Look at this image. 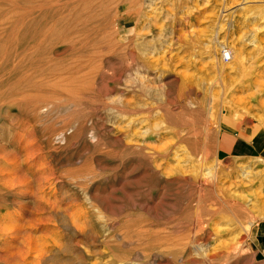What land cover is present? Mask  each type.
<instances>
[{
	"label": "rangeland",
	"instance_id": "1",
	"mask_svg": "<svg viewBox=\"0 0 264 264\" xmlns=\"http://www.w3.org/2000/svg\"><path fill=\"white\" fill-rule=\"evenodd\" d=\"M0 59V264H262L264 0H0Z\"/></svg>",
	"mask_w": 264,
	"mask_h": 264
},
{
	"label": "bare ground",
	"instance_id": "2",
	"mask_svg": "<svg viewBox=\"0 0 264 264\" xmlns=\"http://www.w3.org/2000/svg\"><path fill=\"white\" fill-rule=\"evenodd\" d=\"M52 3V2H51ZM13 8V7H12ZM19 27V26H18ZM13 28V27H12ZM11 28V29H12ZM14 30V29H13ZM20 30V29H19ZM5 47V46H4ZM153 47V46H152ZM6 49V48H5ZM153 50V49H152ZM151 50V51H152ZM150 51V52H151ZM5 53V52H4ZM15 55V54H14ZM224 55V54H223ZM226 58L228 59V60H234L235 58H240V49H238V48H236V47H234V46H232V48L230 47V50L228 51V53L226 54ZM152 59V58H151ZM170 59V58H169ZM0 60H2V59H0ZM216 61V65L218 66V69H219V73H220V75H221V73H222V70L224 69V67L226 66V62L223 60V58L221 57H217L216 59H215ZM164 62V61H163ZM155 63V62H154ZM243 65V64H242ZM14 66V65H13ZM84 67V66H83ZM244 68V67H243ZM256 70H258V69H256ZM256 70H254L253 72H255ZM259 71V70H258ZM76 72V71H75ZM251 74V72L250 71H247L246 69H241L239 72H238V75L234 78V80L232 81V84H231V87H230V89L232 88V86H234V84L236 83V84H239V83H243L244 81H249V82H251V83H254V81H256L257 80V77H258V75H256V76H253V75H250ZM52 78H53V76H52ZM220 79V78H219ZM65 80H67V79H65ZM212 80V79H211ZM216 80V79H215ZM224 81V80H223ZM218 82V81H217ZM222 83H224V82H221V84ZM213 84V83H212ZM215 84V83H214ZM69 85V84H68ZM53 85H51V87H52ZM55 86H57V85H55ZM220 86V85H219ZM223 86V85H222ZM227 87V86H226ZM209 89H208V91L210 92L208 95H211V91H212V87L210 86V87H208ZM229 89H227V88H223L220 92H221V98H223V99H226V97L228 98L229 97V94L227 93V91H228ZM232 93V92H231ZM72 94V93H71ZM213 95V94H212ZM234 95V94H233ZM232 97V96H231ZM233 99V98H232ZM232 99H230L232 102H233V100ZM18 100V99H17ZM73 100V99H72ZM4 104V103H3ZM121 108V107H120ZM6 113V112H5ZM209 123V122H208ZM213 124V123H212ZM214 126V125H213ZM10 128V127H9ZM27 132H29V131H27ZM31 132V131H30ZM18 133V132H17ZM27 134V133H26ZM31 134V133H30ZM12 135V134H11ZM20 135V134H19ZM259 135V134H258ZM260 136V135H259ZM262 136V135H261ZM9 137V136H8ZM16 139V138H15ZM6 141V140H5ZM18 141V140H17ZM30 141H31V139H30ZM19 142V141H18ZM30 144V143H29ZM264 144V143H263ZM262 143H261V145H263ZM1 145V144H0ZM7 145V144H6ZM260 145V146H261ZM21 147V146H20ZM27 148V147H26ZM29 151V150H28ZM11 153V152H10ZM1 154L3 155V153L1 152ZM6 155H7V153H6ZM1 157H3V156H1ZM11 157H13V156H11ZM16 157V156H15ZM7 158H9V157H7ZM29 158V157H28ZM260 158V157H259ZM41 159V158H40ZM9 160H11V158L9 159ZM15 160V159H14ZM264 160V159H263ZM1 161V160H0ZM8 161V160H7ZM13 161V160H12ZM15 162V161H14ZM33 162V161H32ZM16 164V163H15ZM29 164V163H28ZM11 165V164H10ZM38 165V164H37ZM12 167V166H11ZM33 167V166H32ZM38 167V166H37ZM216 169V168H215ZM4 173V172H3ZM208 174H210L211 175V178L213 179V181L217 178V175H218V172L217 171H208L207 172ZM7 174H8V172H7ZM3 175V174H2ZM9 175H10V173H9ZM14 175H15V173H14ZM20 176V178H22L21 177V175H18V177ZM6 177L8 178L9 176H7L6 175ZM5 177V178H6ZM13 177V176H12ZM24 177V176H23ZM26 177V176H25ZM23 179H25V178H23ZM20 179L18 178V181H19ZM8 181V180H7ZM17 181V182H18ZM21 181V180H20ZM24 182H26V179H25V181H21V184L22 183H24ZM12 184H13V182H11ZM20 183V182H19ZM18 183V184H19ZM29 183V182H28ZM28 183H26V184H28ZM11 184V185H12ZM31 184V183H30ZM20 185V184H19ZM24 185H25V183H24ZM25 187V186H24ZM27 187H29V186H27ZM20 191H23V190H20ZM31 195H32V193H31ZM20 196V195H19ZM25 196V195H24ZM19 200V199H18ZM17 200V201H18ZM73 224H74V222H73ZM78 224V223H77ZM252 225V222H249L248 224H247V226H245V227H247V228H244V230L246 231V232H248L249 231V227ZM16 227V226H15ZM13 228V227H12ZM2 230H3V228H2ZM16 231V230H15ZM20 232V231H19ZM16 233V232H15ZM20 234V233H19ZM31 240V239H30ZM31 246V245H30ZM38 246V245H37ZM33 247V246H32ZM46 247H48V246H46ZM34 248V247H33ZM37 249V248H36ZM25 250V249H24ZM56 250V249H55ZM48 250H46V248L45 247H41L40 246V248H39V250H38V253H39V256H42V258L43 257H45V256H43L46 252H47ZM49 251H50V249H49ZM48 251V252H49ZM33 252V251H32ZM55 252H58V250H56ZM54 251H53V253H55ZM21 255V254H20ZM38 256V255H37ZM44 259V258H43Z\"/></svg>",
	"mask_w": 264,
	"mask_h": 264
},
{
	"label": "crops",
	"instance_id": "3",
	"mask_svg": "<svg viewBox=\"0 0 264 264\" xmlns=\"http://www.w3.org/2000/svg\"><path fill=\"white\" fill-rule=\"evenodd\" d=\"M255 142L254 144L252 143L251 147L249 146V143L244 140V138L240 139V137H232L229 134H225L219 143L216 155L219 157L221 152L229 156L233 153L237 155L241 153L250 154L257 147ZM253 241L260 254V258L257 260V262L264 264V222L259 224L255 229Z\"/></svg>",
	"mask_w": 264,
	"mask_h": 264
}]
</instances>
